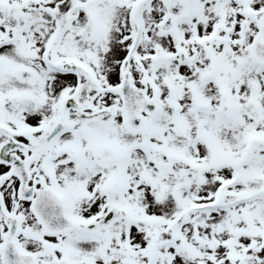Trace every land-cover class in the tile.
Wrapping results in <instances>:
<instances>
[{
  "label": "snow or ice",
  "instance_id": "snow-or-ice-1",
  "mask_svg": "<svg viewBox=\"0 0 264 264\" xmlns=\"http://www.w3.org/2000/svg\"><path fill=\"white\" fill-rule=\"evenodd\" d=\"M0 264H264V0H0Z\"/></svg>",
  "mask_w": 264,
  "mask_h": 264
}]
</instances>
